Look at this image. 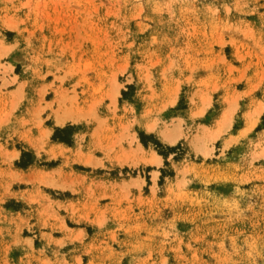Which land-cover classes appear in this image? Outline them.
Segmentation results:
<instances>
[{"label":"rangeland","instance_id":"1","mask_svg":"<svg viewBox=\"0 0 264 264\" xmlns=\"http://www.w3.org/2000/svg\"><path fill=\"white\" fill-rule=\"evenodd\" d=\"M57 96L79 119L53 122ZM259 104L264 0H0V264H68L56 256L81 242L68 227L78 222L96 227L110 264H264V107L243 131ZM226 106L231 123L208 139L203 126L216 128ZM44 123L51 140L75 144L72 157L44 150L62 166L11 174L58 161L24 150L6 159L7 144ZM134 136L163 162L131 164ZM14 181L36 189L31 221ZM80 192L110 206L77 215L68 197Z\"/></svg>","mask_w":264,"mask_h":264},{"label":"crops","instance_id":"2","mask_svg":"<svg viewBox=\"0 0 264 264\" xmlns=\"http://www.w3.org/2000/svg\"><path fill=\"white\" fill-rule=\"evenodd\" d=\"M21 117L26 118V119L29 118L28 116H21ZM14 128H16V135H18V133L21 132V130H23V128H20L18 124ZM43 128L47 130L49 129L50 131L47 132V136L46 138H44L46 145H43L39 149L38 152H36L33 149V147H30V145L25 140L16 139V142L14 144H7L6 155L8 154V156H10L11 154L14 153L13 157L10 160L12 164H14V162L20 158L22 154V150H24V151L31 152V154L34 155V158H37L38 156L37 154L39 153V154H42V157H44V159L46 160H50L51 158L58 159L56 164L52 166H48L47 164H37V162L34 161L28 164L27 166H25L24 168L13 165V167L11 168L12 170L11 174H14V173L23 174L25 175V177L36 175V173L42 175L45 172H49L51 169H56L59 166H62L63 160L61 158L49 157L44 152V150L46 151V150L51 149L53 151H58L62 149L64 150L63 153L65 156L69 158L72 157L73 152L76 150L75 144L68 145L64 142L51 140L50 136L53 130L52 125L44 123ZM39 135L40 133H38V131L32 130V132L29 134L30 137H28V139L32 140L34 139V137H39ZM163 160L164 159L161 156V163L163 162ZM75 165L76 163H71L68 166L70 168H65V169L66 170L70 169L73 172L74 177L83 176L84 174L82 170L75 168ZM0 167L1 168L5 167L3 164H1V161H0ZM10 185H11L10 189L15 192V194H11L10 196L18 200L21 205L20 209L17 210V212L21 216L27 215V217H29V221H31L30 219L31 215L28 212L30 211L32 204L31 202H29L28 197L34 195L36 193V189H34L33 186H31L29 183L21 182V181L11 182ZM44 192L47 194V190H44ZM68 200L72 204L77 205V208H78L76 212L77 215L82 214V212H87V211L91 212L92 210L93 211L95 210L97 212L98 210H102L104 207L106 208L110 206V201L106 200L105 198L103 197L100 198V196L96 194H95V197H93L89 193H83V192H80L78 194L76 193L73 196L68 197ZM78 223L79 225L76 224V225L68 226V227L73 230L75 229L80 230L78 231V233L82 234L81 242L80 243L73 242L70 245H67L66 249H62L63 252H61V249H59L58 255L56 256L57 260H60V261L64 260L68 264H79L76 261L78 260L76 258H79L80 264H110L109 261H110L111 255L108 256L105 254H101V255L99 254V251H101V247H103V243H102L103 240L96 236V232H95L96 227L88 223H82V224L81 222H78ZM98 246H100V248ZM73 247H77V248L73 249ZM80 248L81 250L88 249L89 253L80 254ZM93 249H94V254H93ZM85 254H87V256ZM51 257H54V256H49L50 259Z\"/></svg>","mask_w":264,"mask_h":264},{"label":"bare ground","instance_id":"3","mask_svg":"<svg viewBox=\"0 0 264 264\" xmlns=\"http://www.w3.org/2000/svg\"><path fill=\"white\" fill-rule=\"evenodd\" d=\"M56 101L59 102L61 105H59V107L55 108L52 112V120L56 125L62 126L65 122L67 121H71V122H75L77 119H79V113H76V108L72 105V103H70V105H68L65 101V97L64 96H57ZM209 104V99L206 101V105ZM264 106L262 104H259L258 107L255 109V117H251L247 120L246 122V126L243 129V131L246 132L247 129H249L250 127L253 126V124L256 122L258 115L260 114V111L262 110ZM205 107H200L198 108L195 112L194 115L198 114L200 115ZM254 110V109H253ZM234 108L233 107H229L226 106L220 113V115L216 118V128L211 129L209 126H203L204 129L207 131V138L210 140H215V138L217 137V135L219 134V131L221 130V128L223 126H227L231 123L232 121V114H233ZM35 124H37V122H35ZM176 126V125H175ZM143 127L145 129V131H152L154 129V122H144ZM172 127V126H171ZM178 127V126H177ZM202 127V128H203ZM201 128V129H202ZM166 129V128H165ZM175 129L173 128H167L166 131H163V134H161L163 136V139L168 141L169 143H174V141L176 140V134L175 131H178L177 128ZM203 130V129H202ZM50 131L48 130H41L40 131V135L39 137H34V139L29 140L28 138L25 139V141L30 145V147H33V149L38 152L39 149L42 147V143H43V139L46 138L47 136V132ZM179 132V131H178ZM162 133V132H161ZM25 136V135H24ZM135 137V136H134ZM205 137V136H204ZM206 138V139H207ZM207 139V140H208ZM45 140V139H44ZM135 140L137 141V161H130L131 164H136L138 161H141L144 164H150V165H158L161 162V156L154 150V149H149V150H145V148L142 146V144L137 140V138L135 137ZM44 145V144H43ZM14 154V153H13ZM13 154H11L10 156H8L7 154V158L8 160H11V158L13 157ZM6 157V156H5ZM84 163H88L90 162V160H85L83 161ZM32 170V169H31ZM36 170V169H35ZM19 172V171H18ZM17 172V173H18ZM34 172V171H33ZM35 173V172H34ZM37 174V173H36ZM48 175V174H47ZM157 176V170L156 169H152V179L155 181ZM48 177V176H47ZM139 178L138 177H132V181H134V183L136 181H138ZM126 181V180H125ZM129 183H133L130 182ZM138 184H140V182H137ZM153 186V185H151ZM155 186V185H154ZM153 188V187H152ZM85 220V219H84Z\"/></svg>","mask_w":264,"mask_h":264},{"label":"trees","instance_id":"4","mask_svg":"<svg viewBox=\"0 0 264 264\" xmlns=\"http://www.w3.org/2000/svg\"><path fill=\"white\" fill-rule=\"evenodd\" d=\"M56 132H57V129L54 131V134L52 135V137H54V138H55V137H56V138H57V137L60 138L59 136H57V135L55 134ZM141 138H142V137H141ZM142 140H143V139H142Z\"/></svg>","mask_w":264,"mask_h":264}]
</instances>
